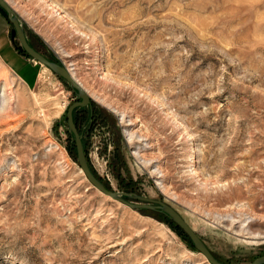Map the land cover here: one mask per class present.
Here are the masks:
<instances>
[{
  "label": "rangeland",
  "instance_id": "374dc122",
  "mask_svg": "<svg viewBox=\"0 0 264 264\" xmlns=\"http://www.w3.org/2000/svg\"><path fill=\"white\" fill-rule=\"evenodd\" d=\"M10 1L29 43L91 95L73 117L101 183L171 204L225 264L263 256L264 0H47L64 20ZM12 43L19 69L0 54V264H211L166 214L89 183L67 123L78 93Z\"/></svg>",
  "mask_w": 264,
  "mask_h": 264
},
{
  "label": "water",
  "instance_id": "95a60500",
  "mask_svg": "<svg viewBox=\"0 0 264 264\" xmlns=\"http://www.w3.org/2000/svg\"><path fill=\"white\" fill-rule=\"evenodd\" d=\"M0 6L7 12V17L13 25L14 32L11 33L17 34L21 47L24 49V51L39 63L47 65L58 76L65 78L67 82L70 83L72 90L78 93L80 100L75 101L68 107L67 123L69 125V132L72 134L75 140L76 153L80 169H82V171L84 172L85 177L88 179L89 183L96 187L106 196H110L122 203L129 205L134 209L146 208L154 212L158 211L166 214L170 219H172V221H174L179 227L182 228L185 234L187 233L191 241H193L195 247L201 253H203L204 256L207 257L211 264H225L211 253L205 241L200 238L199 234L193 229L192 226L189 225L187 221H185L179 211H177L171 204L169 205L168 203L162 200H154L152 198L140 194L138 195L130 194L127 192H115L111 189H108L103 183H101V181L95 176V174L89 167L87 156L84 151L83 139L81 138V133L79 132L76 123H74L73 117L76 107H84L90 105L91 95H89L88 92L84 91V89L79 85V83L75 79H73V77L70 76V73L68 72L65 65L52 61L29 43L27 39V34L24 30L23 18L19 16V14L13 8L12 5L7 3L6 0H0ZM124 196L128 198H133L138 202L132 203L128 199L123 198ZM248 264H264V254L263 256L255 258L252 262Z\"/></svg>",
  "mask_w": 264,
  "mask_h": 264
},
{
  "label": "crops",
  "instance_id": "0c3cea01",
  "mask_svg": "<svg viewBox=\"0 0 264 264\" xmlns=\"http://www.w3.org/2000/svg\"><path fill=\"white\" fill-rule=\"evenodd\" d=\"M3 50H6L8 56H11L10 60L6 59L3 55ZM0 54L5 64L11 68L16 67L19 69L22 65L18 64L20 60V55H18L17 50L14 48L12 43V33L8 18L0 10Z\"/></svg>",
  "mask_w": 264,
  "mask_h": 264
},
{
  "label": "bare ground",
  "instance_id": "6f19581e",
  "mask_svg": "<svg viewBox=\"0 0 264 264\" xmlns=\"http://www.w3.org/2000/svg\"><path fill=\"white\" fill-rule=\"evenodd\" d=\"M10 5H12L13 6V8L16 10V7L14 6V4L10 1V0H6ZM35 1H38V3L40 4H37L38 5V8L41 10V12H42V10L43 9H45L44 7H48V8H50L51 10H52V14H56V16L57 15H59V19H62V20H64L65 19V17L64 16H61L62 14L60 13H58V10H55V7H53V5L52 4H49L48 2H47V0H35ZM44 11V10H43ZM49 14V13H48ZM69 24V23H68ZM75 28V27H74ZM80 34H81V32H79ZM95 40V39H94ZM69 73H70V76L71 77H73V79H75L76 77H75V75L73 74V70L72 69H70L69 71H68ZM76 80V79H75ZM78 82V81H77ZM79 83V82H78ZM79 85L84 89V91H86V92H88V90L84 87V85L81 83H79ZM147 96V95H146ZM111 107V110L115 113V114H117V115H119V116H121L122 118H124V117H127L126 116V114H122V113H120V111H119V109L118 108H116L114 105L113 106H110ZM125 112V111H124ZM126 122H128V121H126ZM127 124V126L128 127H130V126H132L133 124L132 123H126ZM134 126V125H133ZM128 131V130H127ZM130 132V131H129ZM142 138V137H141ZM140 141L141 140H138V137L135 135V134H132V136L130 137V139H129V144L130 145H133L134 147H136V145H140L141 144V146H140V149L141 150H143V149H147V148H149V147H147L146 145H144L143 143H140ZM143 142V141H142ZM138 148V147H137ZM138 151H140L139 150V148L137 149ZM135 155V154H134ZM136 156V155H135ZM237 194V193H236ZM228 198H221V199H218V201L220 202V203H222L223 201H229V199L227 200ZM264 239V238H263Z\"/></svg>",
  "mask_w": 264,
  "mask_h": 264
},
{
  "label": "trees",
  "instance_id": "16d2710c",
  "mask_svg": "<svg viewBox=\"0 0 264 264\" xmlns=\"http://www.w3.org/2000/svg\"><path fill=\"white\" fill-rule=\"evenodd\" d=\"M0 10L3 12V14L6 16V18H8L7 17V12L0 6ZM8 20H9V18H8ZM10 21V20H9ZM11 23V22H10ZM25 52V51H24ZM25 54L28 56L29 54H27L26 52H25ZM30 56V55H29ZM176 226L177 227H179L177 224H176ZM181 230H182V228L181 227H179ZM182 232H183V230H182ZM183 234L185 235V236H187V238L189 237L188 235H187V233L185 234L184 232H183ZM189 239V238H188Z\"/></svg>",
  "mask_w": 264,
  "mask_h": 264
}]
</instances>
